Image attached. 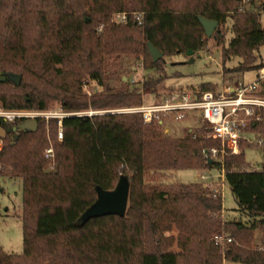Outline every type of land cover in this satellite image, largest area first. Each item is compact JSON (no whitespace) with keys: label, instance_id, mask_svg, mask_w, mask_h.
Returning a JSON list of instances; mask_svg holds the SVG:
<instances>
[{"label":"trees","instance_id":"trees-1","mask_svg":"<svg viewBox=\"0 0 264 264\" xmlns=\"http://www.w3.org/2000/svg\"><path fill=\"white\" fill-rule=\"evenodd\" d=\"M256 9V0H247ZM243 0H0V74L21 77L15 86L0 82V103L6 110H46L57 102L67 113L139 107L140 89L122 80L120 59L140 60L145 71L141 87L158 96L165 79L164 58L204 50L202 20L216 22L221 47L222 77L258 70L255 51L264 44V16L242 11ZM128 15L124 24L112 16ZM141 15L138 24L132 14ZM229 24L224 46L218 27ZM223 41V44H222ZM147 44L163 53L153 63ZM233 58L239 62L229 68ZM118 75L117 78L114 76ZM102 88L87 97L82 80ZM134 86V85H133ZM198 95L214 91L208 84L188 89ZM154 102V100H152ZM37 120L34 131L21 124L2 125L0 175L22 183L23 250L0 249V264H220L215 236L228 237L223 260L264 264V121L249 130L261 140L259 171H242L240 154L224 155V183L246 222L221 221L222 198L203 185L176 184L166 190L162 178L179 170H221L205 156L221 150L205 139V124L184 129L182 136L165 133L164 122L144 124L138 114L110 112L68 117L62 140L56 121ZM195 130V131H194ZM48 134V136H47ZM52 142L53 158L44 152ZM211 161L210 164L208 162ZM9 171V172H7ZM129 183L124 217L105 215L77 223L94 203L96 189L111 191L118 178ZM175 228L179 252L162 250L164 235ZM260 233L258 244H252Z\"/></svg>","mask_w":264,"mask_h":264},{"label":"rangeland","instance_id":"rangeland-1","mask_svg":"<svg viewBox=\"0 0 264 264\" xmlns=\"http://www.w3.org/2000/svg\"><path fill=\"white\" fill-rule=\"evenodd\" d=\"M113 17V16H112ZM229 24L226 26L218 27V29L224 34V46H227L231 34L228 31ZM215 29L212 35L207 38V43L204 50L198 51L192 56H186L184 54H177L171 57L164 58L165 61V71L163 76L165 79L161 82V87L164 90L158 91V96L152 94L150 89H144L141 84L144 82L145 78L154 77L153 71H145L142 58L140 60L125 59L121 58L120 63V75H122L123 81H128L131 77H135L137 84L132 85V87L140 89L141 103L151 104V103H161V100L165 98L169 93L176 91H189L191 88H198L203 84H208L214 88V93H218L223 85H242L252 83L256 76V70H249L241 74L233 75L231 80H227L226 77H222V59H221V45L218 46L215 41ZM223 44V41H222ZM256 62L264 63V44H262L255 51ZM239 62V59L233 58L227 67L231 68ZM118 75L114 77L117 78ZM82 92L87 97H90L96 93H100L102 88H100L96 82L90 81L87 77L82 80ZM154 100V102H152ZM1 106V103H0ZM46 111H56L60 109L57 102H50ZM123 109V108H122ZM99 110L93 111L97 115H101L107 112L113 114L119 110ZM128 109V108H124ZM166 125L165 133L182 136L184 129L189 127H196V122H184L176 123L168 121V118L164 119ZM201 124V123H199ZM46 131L49 129V125L46 126ZM249 135V134H248ZM48 136V134H47ZM256 136V133H255ZM49 137V136H48ZM252 144L245 143V149L243 150L244 162L241 166L242 171H259L262 163V150L260 139H255L253 136ZM260 140V141H259ZM257 141V142H256ZM48 145L52 148V142L48 138ZM9 172V171H7ZM216 175L219 173L216 169L211 171L208 170H179L170 172L168 175L163 176L162 183L166 190H176V184L187 185L195 183L198 185H205L199 181L200 175ZM222 214L221 221H236V222H246L247 218L243 214L237 211V206L234 198L225 185L222 188ZM221 190V191H222ZM22 183L17 178H9L0 175V249L6 254L19 255L23 250V225H22ZM179 232L173 228L170 232L165 233L164 242L162 243V250L166 252H179L177 248V238ZM260 233H255L252 237V244H258L260 239ZM222 237H224L222 235ZM228 238V237H227ZM228 242H223L219 246L221 247V263L220 264H239L233 262H225L223 260L224 250ZM179 264H193L186 258L179 259ZM195 264V263H194Z\"/></svg>","mask_w":264,"mask_h":264},{"label":"built area","instance_id":"built-area-1","mask_svg":"<svg viewBox=\"0 0 264 264\" xmlns=\"http://www.w3.org/2000/svg\"><path fill=\"white\" fill-rule=\"evenodd\" d=\"M247 3V0H243V7L239 9V12L249 10L264 16V0H256V9H250ZM132 16L138 24H141L140 14L134 13ZM127 18L128 15L125 13L115 14L112 17V22L124 24ZM129 84H137L134 76L129 79ZM116 113L138 114L142 122L147 125L155 122L162 124L166 118H168V121L176 123L197 121V124H205L207 132L202 137L217 140L222 146L220 151L216 149L208 150L205 156L211 161L219 162L221 170L216 175L210 173L200 175L199 181L204 183L203 186L213 195L222 197V188L224 187L222 161L224 155H239L242 141L252 144L250 136L255 138V133L250 131L249 128L264 121V66L257 70L255 80L245 86L225 84L218 93L206 92L201 95L191 91H176L169 93L161 100V103L143 104L135 108L122 109ZM93 115H97V113L92 111L67 113L61 109L56 111L6 110L0 106V123L13 125L23 124L30 120H40L48 126L51 121H56L57 139L59 141L63 137V119L76 116L91 117ZM197 127H189V132H193L195 128L199 129V126ZM2 148L3 139H0V151ZM44 155L45 158L52 159V148L48 147ZM214 242L215 245H220L223 242H230V239L215 236Z\"/></svg>","mask_w":264,"mask_h":264},{"label":"water","instance_id":"water-1","mask_svg":"<svg viewBox=\"0 0 264 264\" xmlns=\"http://www.w3.org/2000/svg\"><path fill=\"white\" fill-rule=\"evenodd\" d=\"M201 22L204 27L205 35L209 38L216 29L217 23L204 20ZM147 50L153 63H156L163 58V53L155 49L151 44H147ZM192 55L193 52L191 51L186 53V56L190 57ZM7 80L13 82L15 86H18L20 84L21 77L13 74H0V82H5ZM36 127L37 121L30 120L21 124L20 129L34 131ZM5 137L6 132L0 128V139H4ZM210 163L211 161L208 162V164ZM95 193L96 198L94 203L80 217L77 223L78 226L82 225L89 219L105 215H117L119 217H124L129 194V183L126 177L120 176L113 190L103 191L96 189Z\"/></svg>","mask_w":264,"mask_h":264},{"label":"flooded vegetation","instance_id":"flooded-vegetation-1","mask_svg":"<svg viewBox=\"0 0 264 264\" xmlns=\"http://www.w3.org/2000/svg\"><path fill=\"white\" fill-rule=\"evenodd\" d=\"M0 124H2V125L4 124V125H6V126H9V124H6V123H0Z\"/></svg>","mask_w":264,"mask_h":264}]
</instances>
